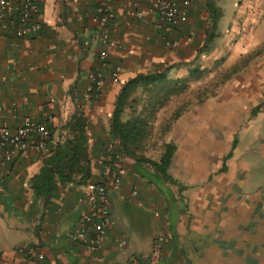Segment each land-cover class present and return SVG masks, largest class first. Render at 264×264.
I'll return each mask as SVG.
<instances>
[{"label": "crops", "instance_id": "crops-1", "mask_svg": "<svg viewBox=\"0 0 264 264\" xmlns=\"http://www.w3.org/2000/svg\"><path fill=\"white\" fill-rule=\"evenodd\" d=\"M228 1L190 0L187 18L170 29L150 10V0H39L37 31L19 37L12 22L0 25V126L53 118L43 149L0 165V264H16L20 246L43 252L42 264H264V139L253 136L237 155L240 140L234 138L239 117L262 102V56L249 58L230 43L236 14L229 21ZM231 2L247 13L248 28L252 22L262 27L264 0ZM209 3L223 12L213 30ZM106 12L112 17L103 30L115 47L102 60L98 18ZM218 63L231 68L228 78L204 97L200 79ZM116 66L121 70L113 78ZM95 72L103 79L99 88L90 77ZM159 74L186 79L194 92L163 138L175 146L167 177L139 158L158 162L147 147L128 154L110 136L123 86ZM134 96L123 122L141 115L143 103ZM78 130L88 180L62 183L55 176L57 189L46 199L35 197L33 179L49 160L69 152ZM118 151L121 181L114 185L104 170ZM87 182L104 184L109 201L111 221L95 250L68 237L88 210Z\"/></svg>", "mask_w": 264, "mask_h": 264}, {"label": "built area", "instance_id": "built-area-1", "mask_svg": "<svg viewBox=\"0 0 264 264\" xmlns=\"http://www.w3.org/2000/svg\"><path fill=\"white\" fill-rule=\"evenodd\" d=\"M190 0H150V10L157 13L159 19L164 23L166 29H170L175 24L187 18L186 6ZM111 12H106L98 18V24L102 30L101 39L104 48L99 52V57L105 60L108 49L115 47V42L108 39L103 28ZM39 0H0V25L9 27L11 22L17 36L23 37L28 33L37 31L39 26ZM121 68L116 66L112 72V77L117 78ZM96 87L103 85L100 73L95 72L90 75ZM53 120L47 117L45 121L26 120L16 128L0 126V165L10 163L19 156L26 155L30 149H43L47 138L50 135L48 123ZM118 147V143H115ZM121 152L118 151L113 161L105 168V173L110 178L111 183L119 185L121 181L120 159ZM104 159L100 160L102 162ZM86 200L88 210L83 213L73 229L68 232V237L82 244L88 250H95L106 237L107 228L111 221L109 211V201L104 184L87 182ZM160 236L156 239L152 254H160ZM21 259L16 264H42L44 253L32 247L20 246L15 249Z\"/></svg>", "mask_w": 264, "mask_h": 264}, {"label": "trees", "instance_id": "trees-1", "mask_svg": "<svg viewBox=\"0 0 264 264\" xmlns=\"http://www.w3.org/2000/svg\"><path fill=\"white\" fill-rule=\"evenodd\" d=\"M209 18L210 26L213 30L216 27V23L221 15V12L212 3H209ZM214 37V32H210L208 40ZM233 71V70H232ZM235 72V71H233ZM188 87V81L186 79H169L164 74L151 75V76H137L127 82L123 86L117 101L116 109L112 115V122L110 126V136L118 144L122 145L125 152L128 154H134L135 149L143 148L145 146V137L149 134L150 124L152 118L156 112L163 108L174 96L179 95L185 91ZM135 94L134 100H140L142 107L140 109L139 116H135L134 119H130L126 122L121 121V114L128 102V98ZM131 99L132 101H134ZM184 107L176 112L173 116V120L177 118ZM79 135L76 139L71 140L69 144V152L62 158L57 160H49L42 168L39 175H37L32 181V189L35 197L41 200L46 199L54 190L57 189L55 183V176L62 183L78 182L84 183L90 176L89 161L86 157L84 147V134L81 130H78ZM145 136V137H144ZM236 144V140L233 141L232 149ZM175 150V146L171 143L164 145V151L159 157L158 162L150 158L139 155L141 159L153 164L163 176L167 177L166 169L170 164L172 154ZM231 155V151L226 157ZM138 157V155L136 156ZM80 175L76 181L75 175Z\"/></svg>", "mask_w": 264, "mask_h": 264}, {"label": "rangeland", "instance_id": "rangeland-1", "mask_svg": "<svg viewBox=\"0 0 264 264\" xmlns=\"http://www.w3.org/2000/svg\"><path fill=\"white\" fill-rule=\"evenodd\" d=\"M231 1L233 0H229L224 5L226 9L225 14L229 16V21L233 15L236 14V18H234L235 22H231L228 27L230 33H232L230 35V43L235 44L236 48H238L241 53L247 52L249 58H255L258 56V54H261L262 56V102L259 101L257 105H254L248 115L242 114L239 117V122L236 126L237 129L234 138L240 140V144L237 146L238 148L235 153L237 155H241V151L249 146L253 136L257 135L256 137H259V135L262 133V140L264 139V111L258 115V108L260 106L263 108L264 106V8L262 10V17L260 18L262 19V27H254V23L252 22L250 28H248L247 24L245 23L247 19V13L233 10L231 8ZM256 15L260 16L258 14ZM249 20L248 22H250ZM229 21L225 22L226 26ZM255 41H260V43H255ZM225 67L226 66L222 65V63H218L212 67L213 72L210 71L209 73H206L204 76H202L200 79V85L203 86L202 95L204 97L211 93H216L215 91L218 88L217 86L223 82V80L228 78L231 68ZM188 89L189 88L187 87L185 91L174 96L165 106H163V108L159 109L152 118L149 131L150 138L145 141V147H147L146 150L148 151L151 158L159 159L161 153L160 149L164 146L163 138L166 132L170 130L173 122L176 120V118L173 120V115L189 103L191 95L194 93ZM256 146L258 147L259 144ZM248 157L250 156L247 155L246 158ZM237 163H240V161H237ZM262 164H264V159H262Z\"/></svg>", "mask_w": 264, "mask_h": 264}]
</instances>
